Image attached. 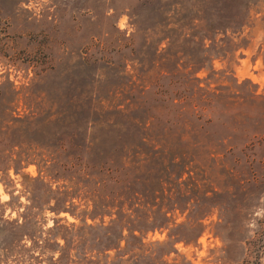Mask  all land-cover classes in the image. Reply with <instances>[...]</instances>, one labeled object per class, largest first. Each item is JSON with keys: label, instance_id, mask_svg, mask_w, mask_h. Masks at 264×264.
Listing matches in <instances>:
<instances>
[{"label": "rangeland", "instance_id": "374dc122", "mask_svg": "<svg viewBox=\"0 0 264 264\" xmlns=\"http://www.w3.org/2000/svg\"><path fill=\"white\" fill-rule=\"evenodd\" d=\"M263 4L251 8L252 24L229 41L225 0H0V264H77L61 254L49 229L80 225L68 210L91 209L92 192L107 194V185L83 187L67 162L82 141L97 154L108 151L123 126L116 110L188 113L197 83L254 98L251 111L264 120ZM243 35L249 45L237 48ZM215 111H206L209 132L228 135L214 125ZM171 147H158L168 152L161 167L170 164ZM193 155L180 161L192 173H158L159 181L146 186L158 189L156 203L174 208L167 216L183 225L122 238L119 250L104 252L114 264H264V141L244 154ZM46 159L50 170L41 166ZM144 164L145 171L152 165ZM201 213L194 237L200 227L191 224ZM109 220L86 215L93 226L82 232L88 253L106 243Z\"/></svg>", "mask_w": 264, "mask_h": 264}, {"label": "trees", "instance_id": "16d2710c", "mask_svg": "<svg viewBox=\"0 0 264 264\" xmlns=\"http://www.w3.org/2000/svg\"><path fill=\"white\" fill-rule=\"evenodd\" d=\"M261 2L264 3V0H225L226 10L221 22L224 26L223 33L229 41H231L229 35L238 37L252 24L255 17L251 13V8ZM262 7L264 8V4ZM257 12L258 10H255L254 15ZM241 38L237 48L240 46L246 48L249 41L244 35ZM258 51L264 65V42L259 45ZM195 79L198 80L197 77L193 80ZM190 97L192 107L188 113L159 111L138 115L125 114L116 110L114 118L122 120L123 126L114 132V142L102 155H100L102 150L98 154L95 153L91 141H82L75 146L74 154L76 155L70 158L67 164L69 167L75 166L76 171L81 173L80 181L83 187L89 183L96 187L107 185L108 191L104 195L101 193L94 195L92 192L91 209H87L88 205H86V208L79 209L78 212L68 210L74 216L80 217V225L60 226L55 223L49 229L51 233L53 232L52 237L61 254L67 259L72 260L71 256H75L78 259L77 264H114L113 258L104 252L110 247L119 250L122 238L127 243L139 240L135 231L145 233L155 227H169V224L172 227H180L183 225L182 222L177 223L172 215L167 216V213L174 208L169 211L156 203V199L159 198L158 189L146 188L147 185L154 186L159 181L158 173H176L168 178L178 179L180 173H192L191 169H186L180 161L185 157H194L196 150L201 153L204 150V153L210 157L215 158L218 155L224 157L231 155L234 149H239L244 154L245 150H251L255 143L264 141V120L257 118L251 111V107L256 104L254 98H246L236 92L225 93L217 88L208 90L197 83H194ZM180 100L178 98L179 102ZM214 109L219 117L214 125H220L228 132V135L222 136L209 132L208 126L213 123V118L206 114V111ZM160 120L166 121L167 124H158ZM83 134H86L85 130ZM233 135L237 137L236 143L227 142ZM239 139H242V142L238 144ZM161 143H169L174 149V153L169 152L168 167H161L159 163L160 158L164 159L165 154L168 153L158 149ZM71 149H73L72 145L65 148L70 153ZM254 160L251 158L245 161L249 168ZM43 161L41 166L47 168L45 170H50L48 160ZM146 161L151 162L152 165L145 171ZM184 210L179 209V212L182 214ZM97 214L110 216L109 227L112 232L107 237L106 243L97 245L101 247L96 250V254H92L88 252L93 249L85 250L86 243L83 241L82 232L85 228H93L86 223V215L94 218ZM204 216L205 214L201 213L191 224L193 227H200L196 233H193L194 237L202 231L201 220ZM125 229L126 235L123 234ZM59 230L65 234L61 236L64 240L62 245L56 241L57 236L60 235ZM66 235L70 237L67 239ZM100 254L102 256L99 257Z\"/></svg>", "mask_w": 264, "mask_h": 264}]
</instances>
